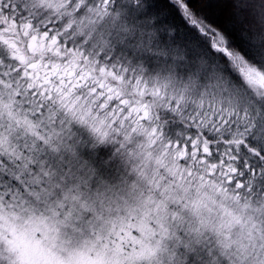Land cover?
Returning <instances> with one entry per match:
<instances>
[{
    "label": "snow or ice",
    "instance_id": "obj_1",
    "mask_svg": "<svg viewBox=\"0 0 264 264\" xmlns=\"http://www.w3.org/2000/svg\"><path fill=\"white\" fill-rule=\"evenodd\" d=\"M0 264H264V0H0Z\"/></svg>",
    "mask_w": 264,
    "mask_h": 264
}]
</instances>
